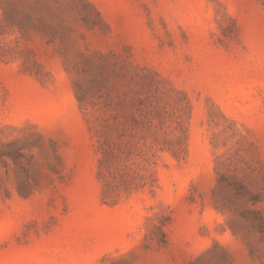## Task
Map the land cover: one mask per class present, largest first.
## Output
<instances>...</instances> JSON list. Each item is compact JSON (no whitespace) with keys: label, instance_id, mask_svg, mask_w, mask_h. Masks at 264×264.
Listing matches in <instances>:
<instances>
[{"label":"rangeland","instance_id":"obj_1","mask_svg":"<svg viewBox=\"0 0 264 264\" xmlns=\"http://www.w3.org/2000/svg\"><path fill=\"white\" fill-rule=\"evenodd\" d=\"M0 264H264V0H0Z\"/></svg>","mask_w":264,"mask_h":264}]
</instances>
